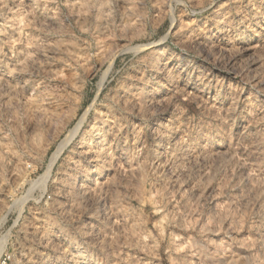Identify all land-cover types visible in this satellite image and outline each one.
Segmentation results:
<instances>
[{
  "label": "rangeland",
  "instance_id": "rangeland-1",
  "mask_svg": "<svg viewBox=\"0 0 264 264\" xmlns=\"http://www.w3.org/2000/svg\"><path fill=\"white\" fill-rule=\"evenodd\" d=\"M7 254L264 264V0H0Z\"/></svg>",
  "mask_w": 264,
  "mask_h": 264
},
{
  "label": "bare ground",
  "instance_id": "bare-ground-1",
  "mask_svg": "<svg viewBox=\"0 0 264 264\" xmlns=\"http://www.w3.org/2000/svg\"><path fill=\"white\" fill-rule=\"evenodd\" d=\"M238 59V58H237ZM173 68V67H172ZM170 69V68H169ZM239 70V69H238ZM138 79V78H137ZM142 90V89H141ZM144 97V96H143ZM137 101V100H136ZM140 105V104H139ZM136 107V106H135ZM130 109V108H129ZM141 109V108H140ZM138 111V110H137ZM230 115V114H229ZM80 124V123H79ZM79 124H78V126H79ZM76 130V129H75ZM116 132V131H115ZM71 133V132H70ZM118 133V132H117ZM69 135V134H68ZM119 138V137H118ZM67 139V138H66ZM111 140V139H110ZM116 140V139H115ZM66 143L65 142H63V143H61L60 144V147L62 148L64 145H65ZM59 147V150H57V151H55V153L53 154V159H52V162L54 161V159H55V157L58 155V153H59V151H60V148ZM80 149V148H79ZM85 150V149H84ZM84 152V151H83ZM112 152V151H111ZM113 153V152H112ZM116 153V152H115ZM191 153V152H190ZM116 158H118V157H116ZM126 158V157H125ZM118 160V159H117ZM130 163V162H129ZM119 164V163H118ZM128 164V163H127ZM196 165V164H195ZM157 170V169H156ZM87 176V175H86ZM192 176V175H191ZM44 181H45V179H44ZM170 182V181H169ZM105 187V186H104ZM101 190V189H100ZM261 201V200H260ZM247 202V201H246ZM179 213V212H178ZM35 240V239H34ZM42 242V241H41ZM28 247V246H27Z\"/></svg>",
  "mask_w": 264,
  "mask_h": 264
},
{
  "label": "built area",
  "instance_id": "built-area-1",
  "mask_svg": "<svg viewBox=\"0 0 264 264\" xmlns=\"http://www.w3.org/2000/svg\"><path fill=\"white\" fill-rule=\"evenodd\" d=\"M12 260L13 259H12L11 255L7 254L1 259L0 264H12Z\"/></svg>",
  "mask_w": 264,
  "mask_h": 264
}]
</instances>
